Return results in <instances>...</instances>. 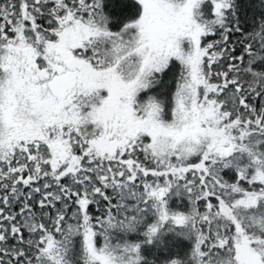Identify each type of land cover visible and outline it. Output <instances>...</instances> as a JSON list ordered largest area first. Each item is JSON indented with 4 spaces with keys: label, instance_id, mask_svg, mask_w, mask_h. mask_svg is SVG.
Returning a JSON list of instances; mask_svg holds the SVG:
<instances>
[{
    "label": "snow or ice",
    "instance_id": "snow-or-ice-1",
    "mask_svg": "<svg viewBox=\"0 0 264 264\" xmlns=\"http://www.w3.org/2000/svg\"><path fill=\"white\" fill-rule=\"evenodd\" d=\"M0 264H264V0H0Z\"/></svg>",
    "mask_w": 264,
    "mask_h": 264
}]
</instances>
